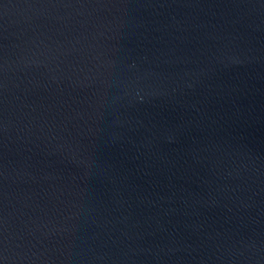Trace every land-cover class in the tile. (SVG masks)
<instances>
[{"label": "water", "instance_id": "95a60500", "mask_svg": "<svg viewBox=\"0 0 264 264\" xmlns=\"http://www.w3.org/2000/svg\"><path fill=\"white\" fill-rule=\"evenodd\" d=\"M0 264H264V0H0Z\"/></svg>", "mask_w": 264, "mask_h": 264}]
</instances>
